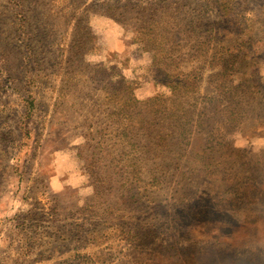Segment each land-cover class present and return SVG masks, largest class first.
I'll return each mask as SVG.
<instances>
[{"label":"rangeland","instance_id":"1","mask_svg":"<svg viewBox=\"0 0 264 264\" xmlns=\"http://www.w3.org/2000/svg\"><path fill=\"white\" fill-rule=\"evenodd\" d=\"M0 264H264V0H0Z\"/></svg>","mask_w":264,"mask_h":264}]
</instances>
